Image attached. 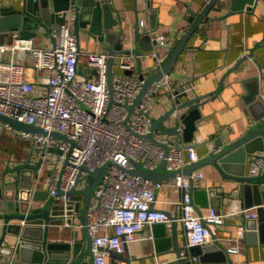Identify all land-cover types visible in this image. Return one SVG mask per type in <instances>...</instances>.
<instances>
[{
    "label": "built area",
    "instance_id": "obj_1",
    "mask_svg": "<svg viewBox=\"0 0 264 264\" xmlns=\"http://www.w3.org/2000/svg\"><path fill=\"white\" fill-rule=\"evenodd\" d=\"M73 21L74 14L70 11L54 32L53 46H41L33 38L18 36L9 48V56L0 59V113L41 126L49 133L17 130L2 120L0 124L30 144L35 153L34 162H41L36 173L43 170L42 165L52 168L47 183L49 198L61 210L59 225L75 232L84 227L80 217L83 194L71 191L75 187L84 188V178L89 172L112 161L93 190L88 206L87 227L92 236L93 264H107L108 250L124 252L125 246L151 224L166 222L170 225L173 220L183 226L186 234L183 254L190 258L191 264L200 261L199 256L190 250L193 245L219 240L230 253H240V241L246 228L230 237L218 236L217 228L234 213H242L246 219L259 217L258 208H264V201L234 211H221L217 206H211L207 213L198 212L191 190L200 186L204 175L200 168L163 180L129 171L135 167V161L157 168L165 158L168 168L180 170L201 158L196 145L183 142L178 147L175 139L152 125L153 97L161 92L177 95L172 72L164 73L160 80L150 84L132 112L128 108L141 94L145 83V78L135 71L136 58L156 57L154 68L159 69L164 59L160 47L166 51L171 48L167 36L155 34L151 29L152 50L140 55L129 52L113 54V90H110V53L108 50L84 52ZM148 23L150 25L148 20L140 21V24ZM19 51L30 55V64L36 73L45 71L38 74L37 80L29 77L28 63L15 58ZM81 55L86 58L85 65H81ZM89 68L95 73L84 75ZM190 89L191 85L183 87V90ZM180 115L178 111L176 116L182 132L184 123ZM56 130L70 140L53 136L51 132ZM165 145L169 146L167 154ZM256 174H264V151H257L250 158L247 175ZM167 185L181 194V199L175 203V212L154 206L156 193ZM148 237L155 239L152 230Z\"/></svg>",
    "mask_w": 264,
    "mask_h": 264
},
{
    "label": "crops",
    "instance_id": "obj_2",
    "mask_svg": "<svg viewBox=\"0 0 264 264\" xmlns=\"http://www.w3.org/2000/svg\"><path fill=\"white\" fill-rule=\"evenodd\" d=\"M253 1L254 3L238 0L236 3L242 4L244 2L246 8L233 10L234 2L232 0H215L211 7L208 6L210 0H111L115 6L114 15L116 17L121 16L125 26L123 40H126L127 45L130 46L134 43L133 33L136 15L139 14V22L141 20L150 22V25L149 23L141 24V27L151 31L150 14L152 9L157 11V26L152 31L155 34L164 33L171 47L178 42L181 36L195 27L188 36L185 47L179 53L172 69L175 89L187 85L191 78L190 85L193 89L189 92L190 96H195V93L203 95L212 92L219 86L222 78L224 79L222 86L219 87L220 92L213 93L200 106L202 116L196 121L198 129L191 142L197 144L196 147L201 157L211 151L216 139L222 137L224 142H229L246 133L251 124L256 122L257 118L264 112V0ZM20 2L21 0H0V6L1 4ZM208 7L207 13L203 16ZM136 10L138 11L136 12ZM199 19L201 20L199 21ZM41 27L36 36L32 37L34 42L41 46H53L56 30L50 31L43 26ZM119 28L120 24L118 23L113 27V30ZM18 35L19 32L14 30L0 32V59L9 56V48ZM80 42L84 52L107 50L104 42L100 41L96 35L83 33ZM159 51L165 58L170 50L166 51L164 47H160ZM251 51L252 54L246 56ZM15 58L28 63L27 73L31 79L37 80L38 74L45 73V71L35 72L30 64L28 53L19 51ZM81 59V65H85V56L81 55ZM156 62V57L150 55L142 59V71L145 75L155 69ZM134 66L135 71L139 73V59L136 58ZM115 70L120 71L118 68ZM92 73L93 68H89V70L86 69L84 75L89 76ZM169 105L170 102L163 92L153 97L151 101L153 117L160 116L165 111V107ZM166 123L169 124L171 121ZM2 127L0 133V173H4L8 165L22 164L30 157L32 161H35V153L30 144L22 137L16 136L4 124ZM183 133L184 129L181 132L182 141ZM166 135L170 136L172 140L175 139L174 135ZM253 155L254 153L247 155L246 174L248 173L250 158ZM237 165V162L235 164L230 163L231 173L235 172ZM42 166L43 170L39 174L36 172L33 174L22 173L20 183L31 180L33 193L40 191L39 196H46L47 179L52 173V168L48 165ZM199 168L204 173L200 186L216 189V194L219 196L216 199L218 203L216 206L219 210L234 211L245 206L243 197L238 195L240 183L235 178L224 176L216 166L210 163ZM11 179H13L11 172H8L5 178L0 176V206L1 204L4 206L6 201L12 200L13 190L7 188V185L4 187L5 180ZM259 186L261 190H264V181H259ZM156 198L155 207L175 212L177 210L175 203L181 199V194L173 186L167 185L157 192ZM47 199H50L49 196ZM47 199H32V205L33 207H40L47 202ZM198 199L201 201L197 205L198 208L201 212L207 213L211 207L205 205L208 196L199 194ZM60 211V207L54 204L51 214L58 216ZM60 220L59 216L52 220L48 232L49 240L58 244L67 241H80L86 246L88 242L86 229L81 227L75 232L70 227H61L59 225ZM245 221L246 218L242 213H234L228 217L223 225L217 228L218 236H235L241 228L244 229ZM43 223L44 218H41L28 221L25 224L41 226ZM3 224L4 222L0 220V235L3 231ZM151 230V228L146 227L139 232L137 239L129 242L128 248L134 257L147 258L142 260L143 264H160L171 256L165 254L154 258L149 257L156 251L155 241L148 237ZM168 232H170V227H168ZM178 232L181 243H185L186 234L181 223H179ZM245 232L246 229L243 231L240 241L241 252L230 253L229 257L233 264H264V248L255 244V235L246 236ZM37 234V231L33 232L34 236ZM8 237L10 238L8 244H17L19 237L13 235H8ZM15 254L1 257L3 259L15 257L16 260H19V254ZM112 259L113 257L109 255L107 264H112ZM214 261L215 263L218 262L217 260ZM24 264L28 263L24 262ZM195 264H202L201 258Z\"/></svg>",
    "mask_w": 264,
    "mask_h": 264
},
{
    "label": "water",
    "instance_id": "obj_3",
    "mask_svg": "<svg viewBox=\"0 0 264 264\" xmlns=\"http://www.w3.org/2000/svg\"><path fill=\"white\" fill-rule=\"evenodd\" d=\"M232 1L234 2L232 7L233 10L246 8L244 2L240 4L236 3L238 0ZM246 1L254 3L253 0ZM214 2L215 0H210L208 6L211 7ZM209 7L204 11L203 16L207 13ZM247 8H249V6H247ZM0 10V32L4 30H14L19 32L18 36L25 38L36 36L41 26L50 31H53V29L58 30L60 24L65 21L69 12L72 11L74 14V31L78 37L80 47L81 34L89 33L91 35H96L100 41H103L110 53L108 64V82L110 90H113L115 64L113 54L129 52L140 55L142 52L150 51L154 47V41L151 39L150 32L141 27L139 14L136 15L135 20L133 33L134 43L132 46L127 45L126 40H123L125 35L124 23L121 16L116 17L114 15L115 6L112 4L111 0H21L20 3L1 4ZM137 11L138 10H136V12ZM150 17L152 29H155L157 26V11L152 9ZM201 19H199V21ZM118 23L120 24V28L118 30H113V27L118 25ZM194 28L187 31L186 34L181 36L178 42L171 47L159 69H154L150 71L148 75H145L142 71V59H139V73L141 77L145 78V83L143 90L140 92L141 94L136 98L133 104L128 106L130 112H132L134 107L139 103L143 96V92L150 84L160 80L164 73L172 72L178 55L185 47L187 38L194 31ZM108 40L110 42H107ZM251 54L252 51L247 53L246 56ZM93 72L95 73V70H93ZM126 72H131V70H127ZM223 81L224 79L222 78L217 88L203 95L195 93V96H190L189 92L193 88L190 90H183L184 86L175 90L177 94L176 97L171 93H165L170 105L165 107V111L161 113L160 116L153 118V127L166 134L174 135L175 144H177L178 147L181 146L183 141L188 145L197 146L196 143L191 141L198 129L196 121L202 116L200 106L205 102L204 100L213 95V93L220 92L219 87L222 86ZM190 83L191 78L187 85H190ZM178 111L184 123L183 141L181 140V130L179 129L180 120L178 116H176ZM0 120L9 123L17 130L31 132L40 131L45 134L49 133L41 126L18 120L4 113H0ZM167 121H171V123L168 124L166 123ZM2 128L0 124V133ZM51 134L55 137L58 136L70 140L67 135L57 130L52 131ZM214 143V147L207 155L199 158L196 162L180 168V170L168 168L166 159L164 158L157 168H150L140 161H135V167L129 169V171L143 177L163 180V178L173 177L181 172L191 173L199 167L210 163L216 166L224 176L235 178L240 183L238 195L243 197L246 207L262 203L264 201V190H261L259 181H264V174L249 176L246 174L245 166L248 154L264 151V112L257 118L256 122L251 124L243 135L229 142H224L223 138L220 137L216 139ZM168 151L169 146L165 145V154H167ZM234 161H236L238 165L236 166L235 172L231 173L229 165L230 163L235 164L236 162L234 163ZM40 163V160L39 162H34L30 157L27 161H23L22 164H16L15 166L8 165L4 173H0L2 178H5L8 172L13 174V179L9 181L5 180L4 182V187L7 185V188L13 190L12 200L6 201L4 206H2V204L0 206V220L4 222L3 231L0 235V264H24V262L28 264H93L94 253L92 252V236L89 234L87 227L88 206L91 201L93 190L102 180L112 161L89 172L84 178L86 182L84 188L75 187L71 191L73 193L79 192L83 194L84 201L80 217L82 218L84 228L88 235L86 246L80 241H67L58 244L49 240L48 232L51 222L59 216H53L51 214L53 201L51 198L47 199L49 191L45 190L46 196H39L40 191L33 193V184L31 180L20 183L21 176H23L22 173L29 172L33 174L37 172ZM191 192L198 211H200V208H198L197 205L201 203L198 199L199 194L208 196V201L205 205L212 207L218 205L216 199L219 196L216 194L215 188L198 186L193 187ZM60 193H62V190H60ZM40 198L47 199V202L40 207H33L31 200ZM258 213L259 217L246 219L243 227L246 228L245 235H255V244L261 245L264 248V208H258ZM41 218H44V224H41V226L23 223L24 220L28 222ZM149 227L155 234L154 241L156 250L153 254H150L149 257L154 258L166 254L171 257L160 264H191L190 258L183 254L186 247L184 243H181L178 232L179 223L177 220H173L170 225L166 222H155ZM168 227H170V232H168ZM34 231L38 232L35 236L33 235ZM8 235L19 237L17 244H8V239H10ZM190 250L193 255L200 256L202 264H217L218 262V264H233L232 259L229 257L230 252L219 240L208 244L193 245ZM108 251L110 252V256L113 257L112 264H143L142 260L147 259L134 257L129 251L128 245L125 246L124 252H119L114 249ZM15 253L19 254V260H16L15 257H12V259H3V257H1L13 256L16 255ZM214 260L218 262L215 263Z\"/></svg>",
    "mask_w": 264,
    "mask_h": 264
}]
</instances>
